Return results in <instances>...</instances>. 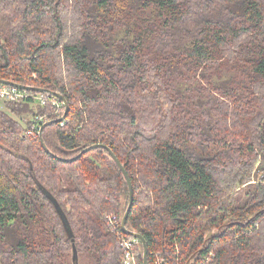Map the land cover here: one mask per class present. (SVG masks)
<instances>
[{
  "label": "trees",
  "instance_id": "16d2710c",
  "mask_svg": "<svg viewBox=\"0 0 264 264\" xmlns=\"http://www.w3.org/2000/svg\"><path fill=\"white\" fill-rule=\"evenodd\" d=\"M0 78L68 104L48 152L25 131L51 106L2 103L0 264H74V245L123 264L107 217L128 182L106 148L73 159L97 144L131 178L150 264L210 237L212 264H264V0H0Z\"/></svg>",
  "mask_w": 264,
  "mask_h": 264
},
{
  "label": "built area",
  "instance_id": "2783aa9c",
  "mask_svg": "<svg viewBox=\"0 0 264 264\" xmlns=\"http://www.w3.org/2000/svg\"><path fill=\"white\" fill-rule=\"evenodd\" d=\"M33 78H37L33 74ZM16 82V81H15ZM19 83V82H18ZM22 84V83H20ZM26 86H33L30 84H23ZM36 87V86H35ZM32 101L35 104L42 106L50 105L52 111L40 114L33 118L30 126L27 127L25 134L36 138L40 137L42 126L51 120L61 119L60 124L64 126L67 121L64 118L67 106L64 100L55 96L50 92H36L32 90H25L16 86L0 83V103L4 102H27ZM108 222L114 230L122 249V263L123 264H139L137 258V248L142 246V242L129 234H127L121 226V218L116 214H110ZM256 223L254 227H258ZM219 243V238L210 237L204 244L192 254H171V253H156L153 255L151 264H212L216 258V246ZM150 264V261H148Z\"/></svg>",
  "mask_w": 264,
  "mask_h": 264
},
{
  "label": "water",
  "instance_id": "95a60500",
  "mask_svg": "<svg viewBox=\"0 0 264 264\" xmlns=\"http://www.w3.org/2000/svg\"><path fill=\"white\" fill-rule=\"evenodd\" d=\"M0 83L7 84V85H12V86H16L18 88L25 89V90H32V91H36V92H50V93H53L55 96H57V97H59V98H61L62 100L65 101L66 106H67V110H66L65 116L68 113L67 100H66V98L63 95H61L58 92H51L48 89L40 88V87H35V86H26V85L20 84L18 82L12 81V80H6V79H1V78H0ZM65 116H64V118H65ZM60 121H62V118L61 119L51 120L49 122H46L42 126V129H41V132H40V138H41V140L43 142L44 148L48 152H49L48 147L45 144L44 139H43L44 129L47 126H50V125L55 124V123H59ZM98 147L106 148L110 152L111 156L113 157V159L115 160V162L117 163V165L120 167L121 171L123 172V174H124V176H125V178H126V180L128 182V185H129V194H130V201H129V205L127 207V210H126V212H125V214H124V216L122 218L121 226H122V229L127 234H129V235H131L133 237L138 238L142 242V244H143V264H148V261H149V247H148V243L146 241V238L141 233L136 232V231H132V230H130V229L127 228V221H128L129 215L131 213V210H132V207H133V204H134V187H133V183L131 181V178H130L128 172L126 171L124 165L122 164V162L118 159V157L116 156V154L114 153V151L109 146H107L105 144H97V145L90 146V147L86 148L85 150H83L78 156H76L73 159H76V158L82 156L84 153H87L88 151H90L92 149H95V148H98ZM78 257H79L78 256V251H77L76 246L74 245V249H73V263L74 264H79V258Z\"/></svg>",
  "mask_w": 264,
  "mask_h": 264
},
{
  "label": "rangeland",
  "instance_id": "374dc122",
  "mask_svg": "<svg viewBox=\"0 0 264 264\" xmlns=\"http://www.w3.org/2000/svg\"><path fill=\"white\" fill-rule=\"evenodd\" d=\"M190 94H194L195 96H200V94H199V92H196V91H194V92H192V93H190ZM186 105L188 106L189 104H188V101L186 102ZM0 108L1 109H3L4 108V106H3V104L2 103H0ZM52 111V109L50 108V110H48L47 112H51ZM217 149H218V146H212L210 149H209V151H208V153L210 154H213V153H215L216 151H217ZM260 164V163H259ZM258 168H259V166H257L256 168H255V170H254V173H253V178H252V180H251V182L252 183H255V182H259V180H260V174H258ZM121 221H122V219H121ZM70 259H71V257H70ZM81 263V262H80ZM81 264H86V262L83 260L82 261V263Z\"/></svg>",
  "mask_w": 264,
  "mask_h": 264
},
{
  "label": "bare ground",
  "instance_id": "6f19581e",
  "mask_svg": "<svg viewBox=\"0 0 264 264\" xmlns=\"http://www.w3.org/2000/svg\"><path fill=\"white\" fill-rule=\"evenodd\" d=\"M264 222V221H263ZM244 237V236H243ZM202 238V237H201ZM239 240V239H238ZM50 248V247H49Z\"/></svg>",
  "mask_w": 264,
  "mask_h": 264
}]
</instances>
